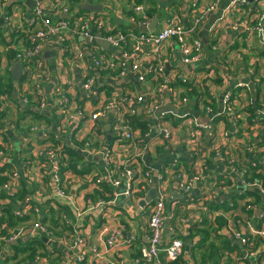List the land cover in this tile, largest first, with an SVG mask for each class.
<instances>
[{
  "label": "built area",
  "instance_id": "obj_1",
  "mask_svg": "<svg viewBox=\"0 0 264 264\" xmlns=\"http://www.w3.org/2000/svg\"><path fill=\"white\" fill-rule=\"evenodd\" d=\"M2 1L8 2L9 0ZM25 1L17 0V3L25 6ZM34 1V7L29 9L26 23L28 29L25 31L26 39L24 43L27 42L28 45L23 43L17 47L12 46L13 50L16 49L15 59L24 63L26 69L25 83L20 86L17 85V93L20 94L21 102L24 105L28 103L34 104L37 109H43L47 105V100L40 84L44 74L40 69L45 48L51 45H59L72 54L70 60L72 63L66 66L62 65V69L68 71L72 78L68 81L67 87L57 88L58 103L60 104L58 114L61 117H58L55 132H53L55 142H47L34 153L40 159L43 156L54 159L59 158L58 165L53 166L52 169L48 170L45 167L41 169L43 189L50 187L51 177L49 174L53 170L52 178L55 184V192L64 200L67 196L66 187L72 176L75 175L74 170L80 171L83 168L81 163H76L74 170L66 171L63 174L64 176H62V172L59 173L60 159L66 157L61 148L62 144L59 143L63 133L69 131L70 139L72 137L78 140L84 138L80 137L77 131L79 125L77 120L81 113L78 111L72 114L69 107H67L70 97L73 99V104H75V100L81 95L89 97L91 104L93 101L89 112V120L93 125L97 119L107 116L111 111L114 112L111 137L107 140V138L105 139V134L101 132L98 133L95 141L86 140L80 146L72 142L69 144L83 158L85 154L102 151L103 149V162L108 166V175L112 178V183L116 186L124 183V193L127 196H134L140 189L149 188L152 183L153 169L142 157L148 151L158 150L175 151L174 156H179L180 152L183 151L187 154L193 153L197 156L194 162L196 160L203 161V151H215V156H218L227 165L228 173L236 175L244 185L250 186L249 182L243 179V175L247 173V167L238 168L236 164L240 156H245L247 152L257 151L255 147H259L256 141L252 143L250 136L247 135V129H250L253 135H258L264 131V107L260 110H254L251 114L246 111L242 113V111L235 108L234 103L243 95H245L246 99L250 98L248 92L251 90L248 89H252L253 86L251 77L253 67H249L246 73L238 75H228L226 73L222 75L219 72V76L223 78L224 86L231 81L234 83L223 95V111L222 113L215 112L212 106L214 96H206L203 102H199L201 104V109H199V112L197 111L199 117L190 114L192 110L190 96L187 94L186 89L180 86V84L187 83L189 76L179 68L171 72L170 70L167 71L165 67V60L173 56L171 51L173 43L178 46V59L181 63L186 65L201 64L205 53V43L202 38L196 35V31L201 29L206 16L218 7L220 0H209L205 5L200 4L199 0H185L186 9L184 11L181 7L175 10L172 9L167 18L162 21L160 28L146 31H142L141 27L148 25L149 8H147V5L134 3L130 8L133 16L131 18L133 27L125 32L120 30L113 31L107 28L105 19L93 12H84L81 15L70 13L72 7L67 5V0ZM248 2L247 0H237L235 3L241 7ZM66 13L70 14L69 18L62 16ZM4 17L6 26L10 28L12 25L11 15L7 12ZM255 20L256 25L254 26L249 25L246 19H241L233 23L232 27L236 31H238L239 27L242 28L247 33V37L255 32L258 39L263 41L264 13L258 14ZM246 33L244 40H246ZM99 34V37L106 42V45L100 42ZM209 47L215 49V45L209 44ZM107 48L111 49V51H108ZM221 63L218 62L215 66H211L208 69V73L203 76L198 74L194 77L196 85L202 86L204 79L213 80L217 76L218 70H220L218 68ZM72 66H77L79 71L77 76L78 83H75V85ZM128 72L134 73L135 80L139 88L142 89L141 92L137 93L131 89L123 90L121 88L120 83L126 78ZM258 78L259 76L254 77V80L258 81ZM213 86L216 87L218 85ZM0 101L2 102L0 108L11 103L10 100L5 99V96H1ZM140 104H143L141 109L143 117L146 119L133 120L135 105ZM166 104H171L175 107L177 113L169 111L159 112ZM247 106L248 101L245 100L244 109ZM167 114L172 115V117ZM219 115H224L226 118L219 121L215 120ZM148 119L152 120V122L149 123ZM142 120H145V123L140 125L138 121ZM222 122L223 125L220 127ZM4 124L0 127V133L13 128L12 123L6 122ZM36 129H41L43 137L46 136L45 138L50 135V131H46L45 127L33 126L30 127L29 131H35ZM88 136L91 137L90 134L85 137ZM204 138L210 140V148L206 147L205 150L202 149ZM112 140L123 151H137L136 156L142 160L139 169L133 167L132 160L125 164H115L113 162L112 154L115 150L113 144H109ZM239 141H243V145L237 144ZM0 145L2 146V149H0V162H11V156L8 151L10 144L0 143ZM175 161L176 158L173 157L170 160L172 167L168 163L169 165L165 166L163 173L157 177L154 199L147 206V242L139 249L140 254L135 260L137 264L141 261L160 264V250L164 251L167 259L176 258L182 252L183 241L180 237L172 239L164 248L161 247L163 244V223L170 200V192L166 184L167 175L172 173L177 178H184L181 188L186 201L191 199L188 194L193 187H196L202 175L201 171H196V168L194 174L189 173L180 162L178 163L179 165H176ZM29 163H20L24 172H29ZM249 165H254V163L250 162ZM136 171H141L139 176H136ZM4 175L8 179L0 185V191L2 186L10 194L15 193L20 176L17 168L4 172ZM30 177L27 176L26 179L31 185H34L33 176L32 179ZM224 178H227V176ZM233 178L232 180L234 181L235 179ZM261 184L262 182H259L250 187L264 189ZM230 187L231 184H225V179H222L217 186L215 185L212 188L214 190L209 192L208 195H204L203 200L198 201L199 205L204 208L206 200L212 201L216 194L227 191ZM37 191H40V189L30 192L29 195L20 201H16L17 206L13 211L14 215L18 217L28 215L30 219L21 225L18 224L16 227L7 228L6 234H0V248L6 244L5 248H8L12 241H16L18 237L28 232L46 235L50 240L55 241L52 231L41 222L42 215L46 213L49 207L54 210V217L57 221L67 225L66 215L60 210V205L50 204L41 208L42 205L38 204L40 198L36 197ZM241 192L237 191L236 194H241ZM66 199L69 201V198ZM4 202L8 203L9 198H0V205ZM250 210H252L251 204H246L245 211ZM183 220L184 217H182ZM121 231H123L122 226L120 228L115 227L109 233L105 241L108 248L114 249V251L118 249L120 242L116 239L121 236ZM234 238L239 240L242 245H246L244 247L249 244L241 231H236ZM80 240L79 236H74L70 245L73 247ZM15 244L18 243L16 242ZM91 251L97 252V248L92 247ZM12 253L13 250L11 251L10 249L8 256L12 255ZM251 253L253 252H249V255ZM44 259L45 256L38 252L31 259V263L40 264ZM83 259L84 254L79 253L73 264L82 263Z\"/></svg>",
  "mask_w": 264,
  "mask_h": 264
},
{
  "label": "crops",
  "instance_id": "obj_2",
  "mask_svg": "<svg viewBox=\"0 0 264 264\" xmlns=\"http://www.w3.org/2000/svg\"><path fill=\"white\" fill-rule=\"evenodd\" d=\"M80 1L83 3L90 2L88 0ZM150 1L142 0L141 4L145 6L147 5V8L155 9V13L148 14V24L151 22L152 17L156 16L158 19L154 27L156 29L160 28L162 21L167 18L172 9L175 10L180 7L183 11L186 9L185 0ZM236 1L237 0H220L218 7L206 16L201 29L196 31V35L202 38L205 43V53L201 64L195 68H191L190 71H185L183 67L179 66L180 61L178 59V46L176 43H173L171 49L173 56L172 58L169 57L165 60V67L167 68V71L170 70L172 72L179 68L187 76L196 77L198 74L203 76L208 73V69L211 68V66H215L218 62L227 61L230 63V61L235 58L237 52V49L235 48H240L248 50L245 54L248 56L247 61L249 65H252V67L257 66L258 75L260 77L264 76V55L254 54V52L256 53L258 49L264 51L262 49L264 39L263 41H260L255 32L251 33L247 37V33L245 32L246 40H244L245 35H239L242 28L239 27L238 31H236L232 27V24L238 20L246 19L249 23L250 21L255 20L258 14L264 13V0H254L253 2H248L241 7L235 3ZM208 2L209 0H199V3L203 5ZM95 3L102 4V10L95 14H98L105 19L107 28L113 31L120 30L124 32L132 29L133 26L131 18L133 16L130 8L132 4L137 3V0H100V2ZM7 12L12 17V25L10 28H8L5 23L4 16ZM184 14H186V12H184ZM28 15L29 8L27 5L24 6L17 3V0H9L8 2L0 0V76H5L7 72L10 73L12 66L15 62H17L16 59H13L11 55H9V46L17 47L24 43L26 33L23 31L26 27ZM14 31L23 34L22 36H15V43L13 41L11 42L10 38L11 33ZM9 43L10 45H8ZM209 44L215 45V49L210 48ZM107 50L111 51V49L108 48ZM46 52H53L54 54L51 55L50 53V55L45 56ZM71 58V52L64 50L59 45H51L50 47L44 49L42 54V66L40 69L41 72H44V74L41 78L42 81L40 84L44 91L47 105L43 109H37L34 104H31L30 106L37 110L38 113L42 114L44 118L38 121L34 120L33 124L31 119L27 117L23 123H30V127H45L46 131H50V134L55 132V125L58 121V117H61L60 114H58L60 104L58 103L57 88L64 86L67 87L68 81L72 78V75L68 73V71L62 69L63 64L66 66L67 64L72 63L70 62ZM20 64L22 68L20 78L16 83H13L19 86L25 83V79H23L24 76L26 78V69L24 64L22 62H20ZM72 68L74 70L73 81L75 85V83H78L77 76L79 71L77 66H72ZM231 75L235 74L231 73ZM233 84V81H231L225 86L218 85L210 88V94H208V96H214L212 106L215 112L222 113L223 95L233 86ZM120 86L123 90L131 89L137 93L142 90L139 88V85L135 80L134 73L129 72L126 78L120 83ZM203 92H205V89ZM15 99L17 101H21L20 94H17ZM245 100L246 97L243 95L234 103L235 108L242 111V113L245 112ZM72 101L73 99L70 97L67 107H69L72 114L77 113L78 111L81 113V116L77 120V122L79 121L77 131L80 137H85L90 134V140L95 141L98 133L101 132L105 134V139L107 135H110L111 137V125L113 122L114 112L111 111L107 114V116L97 119L93 125V123L89 120V112L92 108L93 101L91 104L89 102L90 98L83 95H81V97L78 96L75 100V104H73ZM17 103L20 105L19 102ZM7 106H12V113L9 116L10 120L8 119L7 121L11 123L13 120H16L18 110L14 103H8ZM21 107L28 108L29 105L27 104ZM142 107L143 104L135 105V115L132 117L133 120L146 119L143 117ZM197 108L201 109V104H198ZM197 108L194 109L191 106L192 111L190 114L199 117ZM219 120L221 119H218V121ZM148 122L150 123L152 120L148 119ZM91 124L93 126L92 128ZM222 125L223 122L220 127ZM107 126L108 129L106 130ZM4 135H6V138H2L0 136V143H4L5 145L6 143L10 144L8 151L14 168H17L20 173L19 178L24 180L27 176H31L30 178L32 179L33 176L34 185H29L27 182L28 190L32 192L36 189H40V191L36 192V197L40 198L38 204L42 205L41 208L50 204L60 205V210L64 212L67 219L68 230L61 231L56 229L57 233L53 232L52 234L55 241L52 239L50 240V238L46 235L28 232L16 239L18 244L34 237L42 239L43 245L38 248L37 253L40 252L43 256H45V259L43 262H40V264H73L79 253L84 254L83 262H80L79 264H137L135 260L139 255L135 256V254L137 251L139 252L142 244L147 242V206L153 201L156 190L154 191L151 199L147 201L144 206H140L139 201L145 199L152 188L155 189V184L158 181V175L163 173L165 166L174 157L175 151L160 152L158 150L148 151L145 153V156L142 157V159L153 169L152 183L148 189L143 190V194L140 189L134 196L131 197L124 193V183L118 186L112 183V178L108 175V166L103 162V149L102 151L85 154V157L82 160H77V163L82 164V170H74L75 175L72 176L66 187V198H69V201H67L66 198L62 200L55 192V184L52 178L53 170H51L49 174L51 177L50 187L43 189V175L41 169L43 167L48 170L52 169L53 166L58 165L59 158L54 159L43 156L40 159L34 155L35 151L41 149L42 145L49 142L45 141L46 136L43 137L41 129L27 131V134L25 135L21 134V132L19 133L9 129ZM238 135L240 136L239 133ZM48 137H50V135ZM256 137L264 140V131L258 135L256 134ZM62 139L67 144L71 142L69 131L63 133ZM114 140L109 142V144H113V148L115 150L112 154L113 162L115 164H125L126 162L132 160L133 167L135 169H139L142 160L140 157L136 156L137 151H123L119 145L113 143ZM242 143L243 141H239L237 144L243 145ZM258 148L259 149L257 151L247 152V159H254L258 162L264 163V145L261 147L259 146ZM180 153L182 160L189 157V154L185 151ZM208 153L209 151H205L204 157L207 156ZM206 158H208V156ZM22 162H30L29 172H24L20 164ZM186 162H188L187 164L190 172L192 170V161L190 159ZM181 164L184 165L183 163ZM194 166L193 168H196L197 172H202L203 178H201L196 187H193L188 194L191 199L197 198L200 195H208L209 192L214 190L212 188L215 185L217 186L221 181L218 180L221 179V175L224 177L227 175V177L229 176L230 178H233L231 173H228L227 165L218 156H213L209 163L206 159L205 161L203 159L202 162L196 160V162H194ZM140 173L141 171L135 172L136 176H139ZM183 180L184 178H177L172 173L167 175L166 184L167 189L170 192V200L166 208L163 223L164 245L162 244L161 247L164 248V246L169 244L172 239L180 237L183 240V248L180 254V259L183 261V264H200L198 263V257L196 254L193 256V254L189 251V226L194 221L200 220L202 217L201 209L203 208L198 202L191 201L186 202V204H182L176 214L173 211V201L175 199L185 198L181 188ZM230 184L231 187L227 189V191L216 194L212 201L220 203L223 200L231 199L230 197L232 195H236L237 190L235 188V180ZM261 190L263 194H261L260 202H256L253 196L246 195L243 198H237L236 200L238 205H236V208L225 214L228 221L226 226L222 227L221 232L227 234L230 240L238 245V249H234L230 254L232 263L238 260V262L234 264H244V262L239 258L241 254L249 256L253 259L252 261L254 264H264V189ZM46 192L47 194H45ZM174 193H176L175 197H173ZM206 202L210 204L211 200H206ZM246 204H251V211L254 213H250L251 211L246 213L244 211L241 206ZM221 214L224 215L220 209H211L210 212L206 213V217L212 219ZM182 217H184L183 221ZM121 226L123 227V231H121V236L116 239L120 242V244H118V249H115L114 251V249L107 247L105 241L109 233L115 227L120 228ZM237 229H240L242 234L247 239L250 238L254 244L248 242L249 247L242 246L240 241L233 237ZM74 236H79L81 240L77 245L72 247L70 243ZM195 239L196 238H193V240ZM254 240H256V243ZM6 245L0 248V264H6L9 251L10 249L11 251L13 250L15 243L8 245L10 248H5ZM92 247H96L97 252L91 251ZM249 252L253 253L249 255ZM20 257L21 255L19 254L17 260L20 259ZM163 257L167 259L164 251L160 250L159 262ZM226 259V256H224L220 264H224ZM31 262L32 260H27L23 261L21 264H32ZM139 264L155 263H146L141 261Z\"/></svg>",
  "mask_w": 264,
  "mask_h": 264
},
{
  "label": "trees",
  "instance_id": "obj_3",
  "mask_svg": "<svg viewBox=\"0 0 264 264\" xmlns=\"http://www.w3.org/2000/svg\"><path fill=\"white\" fill-rule=\"evenodd\" d=\"M141 1L142 0H137V3H141ZM71 2H73L74 4L72 7L73 10L77 8L79 5H81V3H83L80 0H71ZM82 12H87V11L80 10L79 13H76L75 15L80 14ZM153 13H155V9L149 8L148 14H153ZM249 25H253V26L256 25V20L250 21ZM27 29L28 27L26 26L23 32H25ZM16 35L22 36L23 34H20L19 32H16V31L12 32L11 37H10L11 42L12 41L14 43L16 42V38H15ZM239 35L244 36L245 31H243L242 29ZM24 44L28 45L27 42H25ZM8 45H10V43ZM9 47H10L9 55H11L13 59H15L16 49L13 50L11 46ZM235 49H237L235 58L232 59L230 63L227 61L226 62L222 61L221 66L218 68L220 70H218V74L213 80L210 81V80L204 79L202 86L201 85L197 86L194 81V77L189 76L186 84L181 85L180 83H178L180 84V86L186 89L187 94L190 96L191 106L194 109L197 108L200 101L203 102L206 96H208V94L210 93V88L213 87V85H219V86L224 85L223 78L219 76L220 73L222 75H224L225 73L228 75L229 74L231 75V73L235 75L244 74L247 72L249 67L252 66V65H249L247 61L248 56L245 54L248 50L240 49V48L239 49L235 48ZM254 54L264 55V51H262L261 49L260 50L258 49L256 53L254 52ZM257 76H259L258 67L254 66L253 74L251 76L253 86H252V89H248V90H251L250 92H248V95H250V98L246 99L248 101V106L245 109V111L250 114L254 110L256 109L260 110L262 109V107H264V87H261V83L262 81H264V77L259 76L258 81H255L254 77H257ZM211 82H214V83H211ZM16 86L17 84H13V80L11 78V71L10 73L7 72L5 76L4 75L0 76V97L5 96V99L10 100L11 103H14L18 110L16 120H13V122H11L14 128V131L19 132V133L21 132V134L25 135L27 131H29L31 125L30 123H23V121L26 120L27 117H29L31 119V122L33 123L34 120L38 121L44 118V116L38 113L37 110L30 107L31 104L29 103H28L29 105L28 108H23L21 107V105L17 103L18 101L14 98V95L16 96L18 94ZM204 89H205V92H203ZM1 103L2 102L0 101V107H1ZM11 110H12V106H4L3 108H0V127L5 125L4 121L6 120V117H9L8 114L12 113ZM197 111L199 112L198 108H197ZM167 115L172 117V115L170 114H167ZM224 118H226L224 115H219L218 117H216V119L215 118L214 119L218 120V119H224ZM138 123L140 125H143L145 123V120L138 121ZM4 134L1 133L2 138H6V135ZM247 135L250 136V140L252 141V143L256 141L257 145L260 147L264 145V140L257 138L256 135L253 136L252 131L250 129L249 130L247 129ZM53 137H54V134L51 133L50 137L46 138L45 141L55 142ZM86 140H90V137L89 136L84 137L79 140L73 137L70 139V141L73 144L79 145V146L82 145ZM203 140H204V145L202 149L205 150L206 147L210 148V140L206 138H204ZM59 143L62 144L61 148H62L63 153L66 154V157H62L60 159V164H59V169H60L59 173L62 172V176H64L63 174L66 171L74 170L77 160H82L83 157L77 152V150L72 145L67 144L63 139L60 138ZM0 149H2L1 145H0ZM255 149L258 150L259 148L255 147ZM203 153L205 154V151H203ZM215 155H216L215 151H209L207 155L208 158H206L207 156H205L203 157V159L204 161L206 159V161L209 163V161ZM174 157L176 158V161H175L176 165H179L178 164L179 162L183 163L184 165L182 166L188 172H189V166L187 164L188 162L186 161L191 159L192 170L189 173H192V174L195 173V169L193 168V163L197 157L195 154L189 153V157L185 159L186 161L182 160L181 155L174 156ZM250 162H253L254 165H249ZM236 166L238 168L247 167V170H246L247 173L243 175V179L249 182L250 186H254L258 184L259 182H262L261 185L264 188V163L258 162L254 159H247V155H245V156H240V159L238 160ZM12 169H15L13 166V162H2V161L0 162V185L5 183L8 179V177L4 175V172H9ZM201 175H202V172H201ZM222 179H225V184L231 183V180H232V178H230L229 176L227 178H224V176L221 175V179H218V180H222ZM27 182L28 181L26 178L24 180H21L19 178L16 191L13 194H10L8 190L4 189L1 186L0 198H9V202L8 203L4 202L0 205V211H1L0 212V234H6L7 228L16 227L18 224L21 225L22 223L27 222L30 219L28 215L18 217V216H15L13 213L15 207L17 206L16 201L17 200L20 201L21 199H24L27 195L30 194V191L28 190ZM29 185L31 184L29 183ZM143 192L144 191L142 190L141 193L143 194ZM246 195L253 196L256 202H260L261 200V193L258 192L257 190H252V191L246 190V191H242L241 194L232 195L230 197L231 199L223 200L220 203L211 201L210 204H208L207 202H204V208L201 209L202 217L200 218V220L194 221L189 226V241H190L189 251L190 253L193 254V256H195L194 254H196V256L198 257V263L220 264L224 256H226L227 258L224 264H234L238 262V260H236L232 263V260L230 259L231 252L234 249H238V245L236 243H233L230 240V238L227 236V234L222 233L221 229L222 227L226 226V223L228 221L225 214L229 211H233V209L236 208V205H238V202L236 199L243 198ZM203 196L204 195H200L197 198H192V199H189L188 201H186L185 198L175 199L173 201L174 202V208H173L174 213L175 214L177 213V210L180 209V206L182 204H186V202H190V201L198 202L199 200L204 199ZM241 207L245 211V205ZM211 209L213 210L220 209L224 213V215L221 214L212 219H209L208 217H206V213L210 212ZM53 211L54 210L51 207H49L46 213L42 215L43 217L41 218V222L45 224L46 227L52 231V233L53 232L57 233L56 229L61 230V231L68 230V227L65 223H64L65 225H63V223H60L57 221V219L54 217ZM250 211H245V212L247 213ZM250 213H254V212L251 211ZM236 224H237V221H236ZM237 231H240V229H237ZM193 238H196V239L193 240ZM247 241L249 243L254 244L253 241L250 240V238H248ZM254 241L256 243V240ZM145 244L146 243H143L142 245H145ZM42 245H43L42 239L37 238V237L30 238L19 244H15L13 246L12 255L8 256V258L6 259V264H21L23 261L31 260L37 254L38 248L42 247ZM242 246H246V245H242ZM19 254L21 255V257L24 254L25 255L22 258L20 257V259L17 260ZM139 254L140 253L137 251L135 256H138ZM239 258L244 262V264H254V262L252 261L253 259H251L249 256H244L241 254ZM160 264H183V261L180 259V256L173 258V259H165L163 257L160 261Z\"/></svg>",
  "mask_w": 264,
  "mask_h": 264
},
{
  "label": "water",
  "instance_id": "obj_4",
  "mask_svg": "<svg viewBox=\"0 0 264 264\" xmlns=\"http://www.w3.org/2000/svg\"><path fill=\"white\" fill-rule=\"evenodd\" d=\"M249 2H253L254 0H247ZM25 4L28 6L29 9H32L34 7V4H35V1L34 0H26L25 1ZM80 10H84V11H87V12H93V13H97V12H100L102 10V4L101 3H90V2H85V3H82L81 5H79L76 9H74V13H78ZM64 18H69L70 17V14L66 13L64 15H62ZM157 21V17L156 16H153L152 17V20L151 22L147 25V26H143L141 27L142 30H148V29H154L155 27V23ZM100 36V34L98 35V37ZM99 40L102 44L106 45V42L101 38L99 37ZM262 49L264 50V45L262 46ZM53 55L54 53L53 52H46L45 53V56H48V55ZM198 65L200 64H189V65H186V64H183L180 62L179 66L183 67L185 71H190L191 68H195L197 67ZM21 64L19 61L15 62L14 65L12 66L11 68V78L13 80V83H16L19 78H20V75H21ZM14 98H15V95H14ZM20 103L21 106L24 105L23 102L21 101H18ZM172 112V113H177V109L175 107H173L171 104H166L164 105L159 112ZM192 111V110H191ZM190 111V112H191ZM108 129V126L106 127V130ZM107 140L110 139V135H107ZM232 176L234 177L235 179V188L237 191H252V190H257L258 192H260V189L257 188V187H250V186H246L244 185L240 179L237 178L236 175L232 174ZM154 191L155 189L152 188L149 193L147 194V196L145 197V199H142L139 201V205L140 206H144L145 203L147 201H149L152 197V195L154 194ZM176 196V193L173 194V197ZM17 241H12L10 244H13V243H16ZM239 242V241H238Z\"/></svg>",
  "mask_w": 264,
  "mask_h": 264
},
{
  "label": "rangeland",
  "instance_id": "obj_5",
  "mask_svg": "<svg viewBox=\"0 0 264 264\" xmlns=\"http://www.w3.org/2000/svg\"><path fill=\"white\" fill-rule=\"evenodd\" d=\"M68 2H67V5L69 6V7H73V2H71V0H67ZM88 1H90V3H95V2H100V0H88ZM66 3V2H65ZM76 9V8H75ZM74 10L72 9V10H70V13H74L73 12ZM79 13V12H78ZM84 12H82V13H80V15L81 14H83ZM74 14H76V13H74ZM24 64V63H23ZM25 65V64H24ZM264 77V76H263ZM23 79H25V76H24V78ZM23 81V80H22ZM261 87H264V81H262V83H261ZM250 96V95H249ZM223 103V102H222ZM222 110H223V107H222ZM9 116H10V113L8 114ZM8 119H10L9 117H6V120H5V122L4 123H6L7 122V120ZM12 130H14L13 128H12ZM5 133V131H3V134ZM27 134V133H26ZM0 136H1V133H0ZM237 136V135H236ZM2 137V136H1ZM260 189V188H259ZM260 193L261 194H263V192H262V190L260 189ZM234 237V236H233ZM201 264V263H200Z\"/></svg>",
  "mask_w": 264,
  "mask_h": 264
}]
</instances>
